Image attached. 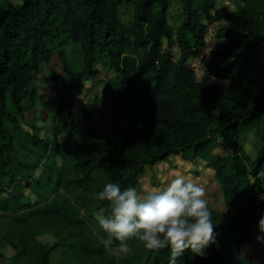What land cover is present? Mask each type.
I'll return each instance as SVG.
<instances>
[{
	"label": "trees",
	"instance_id": "obj_1",
	"mask_svg": "<svg viewBox=\"0 0 264 264\" xmlns=\"http://www.w3.org/2000/svg\"><path fill=\"white\" fill-rule=\"evenodd\" d=\"M179 1L182 18L176 29L168 22L170 0L0 3V243L15 250L11 264L48 263L52 247L37 240L42 227L53 230L61 264H168L167 247L148 250L135 239L128 241L126 255L109 251L95 214L107 211V203L96 197L105 183L137 187L145 166L171 155L204 160L215 170L225 203L235 208L214 224L215 243L206 255L186 250L179 264H244L240 248L247 243L264 264V240L256 241L251 229L259 224L264 230L261 215L251 208L264 186V91L254 90L239 66L264 43V0H234L233 12L216 8L217 0ZM124 4L132 12L127 23L120 18ZM215 14L243 22L241 30L218 28L215 50L204 60L210 74L228 79L225 85L197 81L187 65L204 46L202 20ZM174 44L177 59L170 49ZM66 45L79 48L78 72L62 50ZM56 51L68 78V97L98 73L102 59L114 70L103 81L106 93L114 88L109 113L114 130L108 136L65 143L79 123L96 124L97 99L89 111L85 104L58 113L52 140L30 135L20 125L40 97L33 73ZM247 133L255 137V160L242 145ZM60 134L64 143L57 140ZM215 148L226 149V155L215 154ZM31 156L37 158L32 165ZM240 199L247 209H236ZM6 261L0 252V264Z\"/></svg>",
	"mask_w": 264,
	"mask_h": 264
},
{
	"label": "clouds",
	"instance_id": "obj_2",
	"mask_svg": "<svg viewBox=\"0 0 264 264\" xmlns=\"http://www.w3.org/2000/svg\"><path fill=\"white\" fill-rule=\"evenodd\" d=\"M96 197L107 203V211H98L95 220L106 233L103 244L111 252L130 253L128 241L135 239L148 250L167 247L168 264H179L186 250L203 257L215 243L206 189L183 172L173 173L163 187H150L143 192L108 182ZM262 221L264 213L259 223Z\"/></svg>",
	"mask_w": 264,
	"mask_h": 264
},
{
	"label": "rangeland",
	"instance_id": "obj_3",
	"mask_svg": "<svg viewBox=\"0 0 264 264\" xmlns=\"http://www.w3.org/2000/svg\"><path fill=\"white\" fill-rule=\"evenodd\" d=\"M231 2L233 3L234 0H225V2L222 3V5L223 6L226 5L224 7L228 8ZM119 10H120L121 20L126 23L129 22L132 18V12L130 6L125 4L120 5ZM181 18H182V5L180 1L170 0L168 22L173 29H176L179 26ZM215 20L217 21L218 19L217 18H212L211 20L203 19L202 22L204 25L205 24L207 25L211 22H214ZM232 27L236 29V27L238 26L233 25ZM62 50L66 53L68 60L73 68V71L78 72L82 67V55L79 51L78 46L66 45L62 48ZM171 51L174 58L177 59L178 52H175L173 49H171ZM59 52L60 51H56L48 63L41 65L38 68V70L33 73L38 88V93L41 97H39V99L37 100V105L35 109L27 110L25 112V118H26L25 121L19 119L20 125L24 130L28 131L30 135L36 134L39 138H42L44 140L53 139L56 119H58L56 115L58 113L67 115L68 109L80 108V105L83 103H87L86 105L90 106L91 108L93 102V98L91 97L94 95L98 96L99 95L98 92L101 91V87L106 86L105 84L98 85L101 84V82L105 81V80L102 81L100 80L104 78H108L110 75L114 74V70L112 68H109L108 62L102 59L101 63L97 65V67L100 69L99 78L85 81L84 87L81 86L79 90H74L73 94L70 97H68L67 94L68 78L64 74L62 63L60 61ZM259 52H261V55H258L257 53L248 55L242 61V63L246 65L245 67L247 68L249 74L252 75L253 77V80L250 79L253 89H256L254 87H259L262 85L264 86V43L260 45ZM108 91H109V93L107 92L108 94L104 91V93L107 95L108 98L106 99L104 98L101 99V101H98L97 107L99 108V110L93 116V119H95L96 124L93 127H90L86 123L83 122L79 123L78 130L76 131L75 136L71 139V141L65 143L67 144L78 143L85 139L88 140L92 136L95 138V140H98L99 136L103 135L102 137H106L108 136V134H111L113 132L114 128L112 127L111 119L109 117V113L111 112L112 103H113V94H114L113 86H111V88ZM58 137H60V139L63 140V137H65V135L60 134L58 135ZM255 142L256 141L254 140L252 145L249 143V141L247 142L249 144L247 146L249 147L248 149L250 151L257 150V146ZM189 157L190 156L188 155L187 158L190 159L191 157L190 158ZM57 161H59L60 163L59 159ZM198 161L202 166H204L203 163L205 162L203 160L198 159ZM29 162L31 164H35L37 162V158L31 156L29 158ZM41 163L43 162L41 161L40 164ZM41 166H39L40 170L46 172L45 166L44 168ZM194 166L195 165L191 164L190 162H187L184 159V157L181 156L171 157L167 161L163 160L157 162L153 164L151 167L145 166L143 171L139 174V185L136 188L138 189V191L143 192L145 189L150 187H163L166 181L170 179L173 173L175 172H183L187 177L192 178V176L194 177V173L192 172V169L193 170L195 169ZM247 166L249 167V163ZM40 170L37 171L39 172ZM211 176L212 173L210 174V177ZM197 180L195 181L197 182ZM209 194L211 195L212 201L215 202L214 207L217 209L216 211H221L220 208L222 206V203L216 201L217 197L215 196L214 191L210 190ZM210 195H209V200H210ZM263 207L264 206L260 208ZM247 208H248L247 201L244 199V204L241 207H239L238 210H244ZM209 211L212 215L213 224L218 223L219 221L216 214H214V212L210 209ZM42 229L45 230L50 228L42 227ZM43 239L46 241L49 240L50 235L44 234ZM57 248L59 247H56V249ZM7 263L9 264L10 262L6 261V264ZM72 264H78V263L73 262ZM249 264H260V262L250 260Z\"/></svg>",
	"mask_w": 264,
	"mask_h": 264
},
{
	"label": "crops",
	"instance_id": "obj_4",
	"mask_svg": "<svg viewBox=\"0 0 264 264\" xmlns=\"http://www.w3.org/2000/svg\"><path fill=\"white\" fill-rule=\"evenodd\" d=\"M21 1L22 0H0V3L1 2L2 3L5 2V3L18 4ZM224 2H225V0H217L216 1V8H218V9L219 8H223V9H226L228 12L235 11V6H234V4L232 2H231V4L229 3L230 5H229L228 8H225L224 7L226 5H224V6L222 5V3H224ZM213 18H217L218 19L217 21L215 20L216 23H217V25H218V28H220V27H222V26L225 25V26H227L229 28L234 29L232 26L233 25H236V26H238V27H236V30H241L242 27H243V22L241 20H239V19L238 20L226 21L219 14H215V16ZM233 23H235V24H233ZM162 41H163V47L166 48L167 47L166 40L163 39ZM259 47L257 49H255V50H253L252 52H250L249 55L256 54V53L258 55H261V52H259ZM170 49H173L175 52H179L178 51V48L176 47L175 44ZM242 61L240 62L239 66L242 67L245 70V73L248 76V78L253 80L252 75L249 74L247 68L245 67L246 65H244L242 63ZM96 70L97 71L99 70V71H98V73L95 76H91V77H89L87 79H84L82 81V86L83 87H84L85 81L93 80L95 78H99V76H100V69L97 66H96ZM111 76H113V75H110L108 78H110ZM101 78H103V77H101ZM108 78H104V79H101V80L98 79V80L102 81V80H106ZM102 84H104V83L101 82V84H98V85H102ZM254 88H256V89H254L256 91H260V92L261 91H264V86L263 85L262 86H259V87H254ZM104 91H105V87L102 86L101 87V91L98 92L99 95L98 96L97 95H94L91 98L97 99L98 101H101V99H104V98L105 99L108 98L107 95L104 93ZM84 104H87V103L81 104L80 105V108H76V107H74V108H76V110H79V109L82 108V106ZM90 109H91L90 106H86V110L87 111H89ZM97 109L99 110L98 107H97ZM63 140H64V137H63ZM63 140H61L60 137H58V141L59 142L64 143ZM254 140H255V137L251 133L245 134L243 136V138H242V145H243L246 153L248 154V156L250 157L251 160H255L257 158V150L250 151L248 149L249 147L247 145H249V144L247 142L249 141V143L252 145L253 142H254ZM214 153L217 154V155H226L227 150L224 149V148H215L214 149ZM177 156H179V155H171V156L168 157V159H170L171 157H177ZM168 159H166V161ZM184 159L187 162H190L191 164L195 165L194 166L195 169L194 170L192 169V172L194 173V177L192 176V179H194V180L199 179V180H197V182L200 183L202 186L205 187V189H206V198L208 200V207H209L210 210H212L214 212V214H216V216L218 218V221L219 222L222 221L223 218H225V217H231L233 215L234 211H235V208H232V207H230L229 205H227L225 203L224 196H223V193H222V189H221V187H220V185L217 182L216 177H215V170L212 169V168H208L206 166V162L204 160L203 161L205 163H203L204 166H202L199 163V161H198V159L202 160L201 158H196L195 160H190L187 157H185ZM211 173H212V176L210 177V174ZM263 175H264V173H263ZM210 190H213L214 191L215 196L217 197V200L216 201L219 202V203H222V206L220 208L221 211H216L217 209L214 207L215 202L212 201L211 195L209 194V191ZM209 195H210V200H209ZM26 196L30 199V201H33L34 200V196L29 191H26ZM243 204H244V200L243 199L238 200L237 201V207H236V209L238 210V208L241 207ZM251 208H254L253 209V212L256 215H261L262 213H264V207L263 208L256 207L255 204H254L253 207H251ZM251 229H252V231L254 233V237H255V240L256 241H262V240H264V230L262 229V227L259 224H253V225H251ZM44 234L50 235V239L47 240V241L44 240L43 239V235ZM258 237H259V239H258ZM37 240L41 244H43V245L52 247V251L50 253V256H49V259H48V263L47 264H61L59 262L61 248H57L56 249L55 246H54L57 239H56V237L54 235L53 230L52 229H45V230L42 229V232L37 236ZM53 248H55V249H53ZM0 252L6 257L7 261H9V259H11L12 257H14V255L16 254L15 250L10 245H8V244H6L4 242H1L0 243ZM240 256L243 259L244 264H249L250 260H254V261H258L259 262V255H258V253H256L253 250L252 244H250V243L244 244L240 248ZM9 264H11V263H9Z\"/></svg>",
	"mask_w": 264,
	"mask_h": 264
},
{
	"label": "built area",
	"instance_id": "obj_5",
	"mask_svg": "<svg viewBox=\"0 0 264 264\" xmlns=\"http://www.w3.org/2000/svg\"><path fill=\"white\" fill-rule=\"evenodd\" d=\"M205 27L204 46L196 56L188 60L187 65L193 71L197 81L204 84L225 85L228 82L227 78L214 76L206 70L204 60H208L210 58L211 52L215 50L218 25L214 21L207 25L205 24ZM255 206H264V186L255 199Z\"/></svg>",
	"mask_w": 264,
	"mask_h": 264
}]
</instances>
